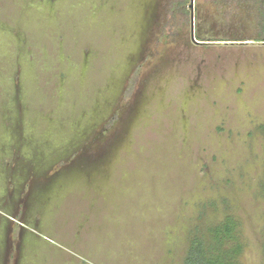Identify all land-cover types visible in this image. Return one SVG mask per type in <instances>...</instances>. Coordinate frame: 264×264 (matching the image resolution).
I'll use <instances>...</instances> for the list:
<instances>
[{
	"label": "rangeland",
	"instance_id": "obj_1",
	"mask_svg": "<svg viewBox=\"0 0 264 264\" xmlns=\"http://www.w3.org/2000/svg\"><path fill=\"white\" fill-rule=\"evenodd\" d=\"M172 3L0 0V264H264V42Z\"/></svg>",
	"mask_w": 264,
	"mask_h": 264
},
{
	"label": "trees",
	"instance_id": "obj_2",
	"mask_svg": "<svg viewBox=\"0 0 264 264\" xmlns=\"http://www.w3.org/2000/svg\"><path fill=\"white\" fill-rule=\"evenodd\" d=\"M189 2L190 0H173L170 13L172 17L175 15L188 16L187 3ZM210 2L217 7H227L225 15L230 19L237 18L238 14L248 15L254 31L253 40L264 42V0H210ZM234 14L236 16H233ZM105 130L107 129L105 128ZM261 131L264 134V125L261 126ZM232 230L233 226L230 220L223 226L212 230L210 234L216 244L213 247H207L203 240L195 237L186 250L182 264H237L242 250L241 245L234 243L235 245L228 250H223L222 246L224 241L234 239Z\"/></svg>",
	"mask_w": 264,
	"mask_h": 264
},
{
	"label": "flooded vegetation",
	"instance_id": "obj_3",
	"mask_svg": "<svg viewBox=\"0 0 264 264\" xmlns=\"http://www.w3.org/2000/svg\"><path fill=\"white\" fill-rule=\"evenodd\" d=\"M18 158H20V157H18ZM47 173H48V175H50L49 172H47ZM47 173H45V174H47ZM50 173H51V172H50ZM50 176H53V175H50ZM41 179L44 181V183H47V180H48V179L44 177V174H42L41 177H40L38 180L41 181ZM33 181H34V180H33ZM37 182H38V181H37ZM11 214H12V213H11ZM22 215H23V214H22ZM18 217H19V216H18V214L16 213L15 216H12L10 219H8V220H10L11 222H8V221H6V219H4L3 216H2L1 219H3V220H2V222H1V224H0V225H1L0 228H1L2 226L6 227V226H8V225H12V224L15 225V226H17L18 223L21 224V223H22L21 218H18ZM22 218L24 219L23 216H22ZM16 220H17L18 222H17ZM26 221H27V220H26ZM12 222H13V223H12ZM11 223H12V224H11ZM3 224H4V225H3ZM13 225H12V227H13ZM18 226H19V225H18ZM23 231H25L24 234L28 233L26 230H23ZM0 233H1V231H0Z\"/></svg>",
	"mask_w": 264,
	"mask_h": 264
},
{
	"label": "water",
	"instance_id": "obj_4",
	"mask_svg": "<svg viewBox=\"0 0 264 264\" xmlns=\"http://www.w3.org/2000/svg\"><path fill=\"white\" fill-rule=\"evenodd\" d=\"M192 3V0H190V4ZM191 6V5H190ZM191 8V7H190Z\"/></svg>",
	"mask_w": 264,
	"mask_h": 264
}]
</instances>
